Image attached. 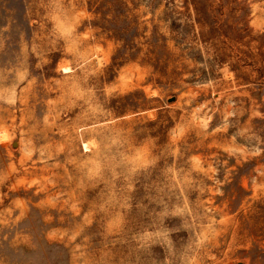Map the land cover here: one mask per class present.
Masks as SVG:
<instances>
[{
	"label": "rangeland",
	"instance_id": "obj_1",
	"mask_svg": "<svg viewBox=\"0 0 264 264\" xmlns=\"http://www.w3.org/2000/svg\"><path fill=\"white\" fill-rule=\"evenodd\" d=\"M0 264H264V0H0Z\"/></svg>",
	"mask_w": 264,
	"mask_h": 264
},
{
	"label": "water",
	"instance_id": "obj_2",
	"mask_svg": "<svg viewBox=\"0 0 264 264\" xmlns=\"http://www.w3.org/2000/svg\"><path fill=\"white\" fill-rule=\"evenodd\" d=\"M174 99H171V100H169L170 102H172Z\"/></svg>",
	"mask_w": 264,
	"mask_h": 264
}]
</instances>
